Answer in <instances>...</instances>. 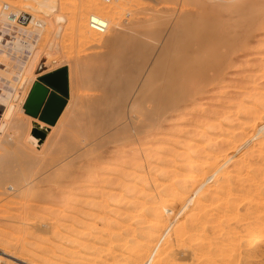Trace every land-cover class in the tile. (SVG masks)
I'll return each instance as SVG.
<instances>
[{"label": "rangeland", "instance_id": "obj_1", "mask_svg": "<svg viewBox=\"0 0 264 264\" xmlns=\"http://www.w3.org/2000/svg\"><path fill=\"white\" fill-rule=\"evenodd\" d=\"M41 1L46 4H48V2H54L58 5L59 0H0V7L4 4H8L15 7V9L20 12L23 11L34 16L37 20H45L44 22L49 21L46 25L48 33L53 30L52 33L50 32L51 34H49L48 37L44 35V39L37 42L33 53L34 56L25 69L27 75L24 74L22 77L24 80L18 81L16 75L17 69L22 65V62L25 60V56H28V53L21 54L19 51L11 53L10 55L12 56H10L0 52V96L5 94L2 90L10 92L12 94L10 104L13 106L12 108H14V110H12L10 107L4 108L0 106V264H115L114 262L112 263V260H110L111 257L106 251L107 247L104 248L107 243L106 237L108 238L111 233V231L108 232L109 229L105 225L107 223H112L115 226L116 224L117 232L122 233L124 226L121 221L122 219H116L114 215H122L125 211L124 207L126 205L123 206V204H119V208L117 209L118 211L111 210V206L110 213L108 212L109 210H107L103 215L105 217L109 213L108 216H106V218L102 217V219L100 217L102 216V213L98 212V210L96 212V209L93 210V207L87 204L89 201H95L97 203L100 202L99 199L98 202V200H95L94 197L93 201L90 199L88 200V194L90 193H97L96 195L98 196V190L99 192H102V190L103 192L105 190L107 192L110 191L111 194L112 192H115L114 187H112V189H114L113 191L111 187H109L112 186L110 185V181L112 180L113 174H111V169L107 166H110L109 164L114 162L118 163L120 158L123 156L122 159L124 158L126 161L128 160L127 162L131 159L132 161H137L140 166H143L144 168L147 167L148 169L146 168L147 173L145 178L148 183L145 182V184L146 186H149L147 188L148 190L144 191L146 187L144 188V185H142L143 182L139 180V177L138 180L140 183L138 184L135 182L138 184H135L138 192L136 193L135 191V194L138 195L136 199L134 198V203L138 204L139 201H142L141 203H143V200L145 199V202L148 198H150V200L151 198H155L154 202H158L161 198V192L164 190L163 188L170 183L168 180L169 176H167V174L164 175L167 170H170L169 172L167 171L168 175H170L169 173L172 174L170 177H173V175L174 177H178H171V182L178 180L179 177L181 178L182 176L183 181L182 179L179 180L182 181L180 185L184 184V187L185 185L191 187V185L196 181L198 183L199 177L198 173H194L193 175H189V173H187L192 166L190 163H183L184 158H188L189 156L191 157L189 158V161L192 160V163L194 161L198 164L197 162L200 163L203 159L205 160L207 158H205V154H207V152L209 154L211 148L214 151V148L217 149L218 144L227 143L229 141L228 137L231 135H235L236 137L238 136L237 139L241 137L239 141H235L234 144L236 147L233 148V146L230 150L228 149L227 151H223L222 147L224 148V146H222L219 147L218 150L221 149L220 154L222 152L225 154L230 152L231 155L229 153L228 157L233 156L232 159H227V155L223 153L227 160L224 159L225 156L221 154L220 156L223 155L222 159H217L216 157L214 161L217 164L214 161L213 162L220 170L219 173L224 172L231 178L233 176L236 177L235 179L234 177L232 178V181L234 180V184L231 183L233 184V189H235V199L238 198L235 213L231 219L227 220L225 227L220 230L214 229L215 233H213L212 230L210 232L209 228L207 229L209 232L207 231L206 234H209H207L209 240L205 239L206 241L203 240L205 243L203 241L201 242L202 244H206L209 241L210 247L204 248L205 250L203 249V254L201 249L199 250L197 248V250L196 247H194L197 243L195 242L196 237L194 234L197 235L196 241H198V236L202 233L199 234L198 232H194L193 234V232H191V235L195 237L194 239L193 237H190L193 241H190V238H188L189 244L188 241L185 240L182 244V248H180L181 244H178V246L176 245L177 242L174 240L175 235H173V231L170 232L172 233V236H169V238H171L170 243L173 242L172 248L174 249V253H172L171 258H175L172 264H264V243L261 245V248L259 247L260 250H257V253L251 254L250 249H246V245L242 242L241 245L236 241L239 236L243 234H240V231L247 229H249L248 231H252L253 228L256 229L258 227L259 216L264 214V159L261 158V154L257 150V148H259L257 144H259L260 141L257 138L255 139V135L253 136V129L250 128L251 130H247V128L242 127L248 114L247 119L254 116L252 113H247V115L245 114L246 117H242V111L244 109H249V106H251L249 100L252 102L254 100H252V98H255L258 101L260 100L264 106V0H112L110 3H106L104 0H60L63 6H61L62 10H58L62 12L60 13L57 11L54 15L49 17L45 16L36 4V2ZM243 5L251 7H247L249 9L246 8L247 10L245 9L241 11ZM11 10H14V8ZM55 16H61L65 22L56 24L54 19ZM90 16L102 17L108 22V29L104 34H95L88 28L87 21ZM245 21L249 24H246ZM1 22L5 23V28H10L4 19H0V23ZM241 23L243 25H241ZM32 27L33 26L30 25L24 28L27 31H31L33 29ZM15 31L16 30L13 28H10L9 31L4 32V34L10 35ZM217 33L219 34L216 35ZM244 33L246 34L243 36ZM220 35L223 37L221 38ZM207 36L208 39H211L209 44H211L210 46L213 48H200L195 51L196 54L195 52L192 54V58L198 60L196 55L197 57H200L199 60H202L203 57L204 59L205 57L211 58L213 54L211 53V50L215 54L216 52L214 50L216 48V50H220L221 48L223 49L225 45L227 48L225 46L224 49H230L229 52H231V54L233 53L229 56V64H226V68L225 65L223 66L225 70L218 77L217 80L220 79L219 81L215 79L216 81L213 82V85H209V87L203 86L201 90L198 89L199 92L197 90V92L193 94L192 101H178V103H176L177 106L175 105L176 110L169 113L170 115L168 114V116L164 118L166 120L163 119V122H159L161 124L154 123L150 125L148 134L145 136L146 140L142 139L144 138L142 136L137 137L133 135L134 137L131 136V138L127 136V138L120 142V144H118V142L113 144L106 142L103 144L102 148L97 150L95 156V150H92L93 153L90 151V153H86L87 155L84 154V156H88V158L83 157V163L79 164V162H81L79 160H76L74 164L69 163L75 153L78 152V149L82 148V144L83 147L87 144V142H85L86 137H82L80 135V138L82 137L83 139L79 140V135L75 132L74 136H76L79 141L78 144H75V147L78 146V148L70 151L72 146L69 145L68 138L65 137L67 134V131H65L67 129L66 122L68 121L69 116H76L77 114L87 112V110H84L87 105L88 106L86 108L88 109L89 107L92 110L93 108L91 107L93 106L92 101H94V98H99V95L103 96L100 84L91 79L84 78L86 76L83 71L86 67H93L95 64L96 67L97 63L99 64L98 66H100L101 62V64L108 65V68L103 65V71L105 68L108 71L110 67H113L110 68V70L112 69V72H114V67L115 69H118V65L123 60V57H121L122 59L119 56L117 57L118 47L122 44H127V42L128 44L130 42L129 45L133 46V44L138 41L144 44L145 50L147 51H143L142 58L145 53L148 55V59H146L147 55L145 56L146 58H143L145 61H143V64H145L143 67L144 73L145 71L147 72L148 69L150 70V66L152 69H154L155 66H181L180 60L183 58L184 52L188 50L185 45L188 46L191 43H196L199 39L204 37L207 38ZM237 37L241 39L235 41ZM133 38L136 39L134 40ZM132 40L135 42H132ZM142 40H146V42H142ZM224 40L228 45L225 44L226 42ZM240 40L243 41L241 42ZM35 41H37V39ZM229 42L231 43L229 44ZM145 43L148 44L146 45ZM3 44H5V42L1 43V45ZM147 47L148 49H146ZM1 49L8 51V53L10 52V47H3ZM209 51L210 54H208ZM214 54L213 56H215ZM14 57H18L21 60H13ZM142 58L140 57L141 60ZM107 60L109 64H107ZM111 64L114 66L109 67ZM181 68H183V65ZM59 70L66 71L67 95L59 94L51 87H49L51 90L49 93H55L65 100L66 104L64 108L69 105V111L67 113L69 114L70 112V114H66V117H63L64 119L61 118L64 111L63 108V111L55 124L50 125L42 122L39 118H33L27 115L24 106L32 87L37 83L48 87L42 81V78ZM143 72L141 71V75L137 78V81L134 82L135 87L134 83L131 84V87H134V89L131 88L133 91L138 89L140 85L139 83H141L140 78L144 74ZM182 73L188 75L187 72ZM32 76L34 78H32ZM137 83L138 85H136ZM110 86L111 85H109V88ZM151 105L153 106V102ZM151 105L150 108H152ZM241 106L244 109H242ZM17 110L21 112L19 113ZM107 111L109 112V109H106V112ZM132 111L135 112L134 109ZM13 114H15V116ZM250 114H252V116ZM129 115L131 116V114ZM127 121V126H129L128 124H132L129 120ZM136 121H138L139 124L140 121H142L141 117L138 116V120ZM35 124L43 126L44 129L43 133L39 136L40 143L37 147L29 143L31 133L36 131ZM132 126L134 127V124H132ZM115 127L116 126L107 128V130L110 129L111 131L112 128L115 129ZM260 128L262 127H259L257 130L261 133L262 129ZM103 129L101 128V133L98 136L99 138L105 140V138H107L106 135L108 136L109 133L106 131V127L104 131H102ZM244 129L245 131L242 132L241 130ZM251 134L252 139L250 138ZM206 138L211 140V142H208L207 139V142L208 144L212 143V145L204 144L206 143ZM60 139H64L65 141ZM213 144L217 146L215 147ZM237 146L238 148H241L238 149ZM123 147L127 148L123 149ZM120 150L123 154L117 153ZM234 150L236 153L238 152L236 157L234 156ZM125 151L127 153H124ZM144 151L145 153H143ZM98 152L99 155H102L101 159L98 162H90L88 167L83 166L81 169L80 166H82L86 160H91L93 157H96ZM182 152H185V155L187 153L188 156L183 155L184 158H182L183 156H181V158L177 156L180 153L183 154ZM88 154H93V157L91 156L92 158L89 159L90 155ZM208 154L206 156H208ZM118 155L120 157H118ZM258 155L260 157H257ZM146 156L149 161L144 159ZM177 158L182 161H178ZM116 159L117 161H114ZM124 159L120 162L125 161ZM167 159L168 162L171 160L169 167H167ZM259 160H261L263 164L262 171H260V173L263 174V178H261L262 180L260 179L261 181H258L259 186L256 181V187L255 185H253V187L252 184H254L255 181H251L253 183L249 182V184L247 182H243V180L238 178L239 176L237 175L242 173V177L248 176V172L252 173V171H250L252 166L253 169L257 170L255 163L257 162V164L262 165ZM87 162L88 161H86V163ZM242 162L245 163V168L244 165L241 164ZM102 163H104L103 166ZM173 163L176 166H173ZM178 163H181V165ZM133 164L136 165V162H133ZM163 164H166V166ZM184 164L187 165L188 169H186ZM105 166L108 168L107 171L108 174L110 173L109 175H106L107 171L104 170L106 169ZM112 166L113 165H111V167ZM165 167L166 171L164 172ZM238 167H241V169ZM113 168L115 169L117 167L113 166L112 169ZM118 170L121 169L119 168ZM161 171L163 172V175L162 173L160 174ZM257 171L255 172V170H253L255 173H257ZM123 172L125 171L123 170ZM174 172L176 174H174ZM207 172V175L203 178L205 179L206 177V180H204L206 184H209L213 177L216 181L218 179L217 182L219 183L226 179L219 173L211 175L210 171ZM78 173L82 174V178L83 175L86 174L85 179L81 178V180L77 179V181L75 178L74 186L76 187H72L73 179H70V177L75 175L78 177ZM100 173L104 175H100ZM130 173L134 176L135 172ZM140 175L141 174L138 172L135 173V176L137 177ZM110 176H112L111 179H109ZM105 179L108 180V186ZM98 181L105 182L99 183ZM65 182H70L71 185L69 183V186L65 185ZM76 184H79L78 186L80 187ZM97 185L101 188L103 186V189L98 188ZM196 186L197 184L194 185L193 188L195 189ZM141 187H143L144 190H141ZM260 188H263L262 192ZM66 189L70 190V195H67L68 191ZM192 189L190 191V195L186 192L185 195L190 197L193 191ZM242 189L243 194H240L242 195L240 196L239 193H242L240 192ZM258 189L260 191H258ZM254 190H257L259 195H257ZM145 192L148 193V195H146ZM145 195L146 198H143ZM206 195L207 194H205V196ZM158 197L160 198L158 199ZM256 197L260 199L259 202ZM95 198L97 199V197ZM250 199L257 200L258 204H253V207L255 206V208L252 210V206L249 209V205H247V202ZM174 203L176 205V202ZM175 207H177V205ZM177 209L173 213L165 211L162 214V220H165L164 224L169 222V217L175 216L173 214L179 212ZM76 210H78V213L81 212L80 216L76 213ZM90 210H93V212L91 211L90 213ZM213 210L212 214H218L217 210ZM250 210L252 211L250 212L251 214L248 213ZM54 211L57 212L54 213ZM83 211L86 214L84 213V215H82ZM59 212L60 216L64 215L62 218L59 216ZM61 213L65 214L62 215ZM87 213H90L91 215L93 214V216L91 217V215H88ZM257 214L258 218L256 216ZM73 215H75L76 218ZM95 215L96 217L94 220ZM147 217L149 220L151 216ZM62 220L67 224L64 222V225L62 226ZM74 221L75 223H73ZM78 223H80L81 228ZM86 226L87 228H85ZM100 227L103 229L101 230ZM66 229L68 230L66 231ZM81 230L82 232H80ZM161 231L162 230H160V232ZM212 233L213 236L211 235ZM97 236H99L100 239L99 237L97 238ZM72 238H74V240ZM234 238H236V240H234ZM75 239H80V241L81 239L82 241L86 240L85 246H87L88 249H83V242L81 241V243H79ZM97 239L99 241H97ZM222 239H225V241H221ZM88 241L89 246L87 244ZM91 242L94 245L99 246H95L93 249L90 245ZM77 244L78 246L80 244L82 245L78 248ZM101 244L104 246L102 247ZM192 244L194 245L193 247ZM234 246L237 247L234 248ZM97 248H99L100 251L102 250L103 253L106 251L105 254H103L102 251L97 254L90 253V249L93 251L97 250ZM119 248L120 245L117 248L118 251L115 250L117 251L116 255L118 256L121 253ZM234 249L238 254L235 253ZM167 252L170 253L168 249ZM249 255L250 258L248 259ZM120 262L121 261L119 260L118 263L120 264Z\"/></svg>", "mask_w": 264, "mask_h": 264}, {"label": "bare ground", "instance_id": "obj_2", "mask_svg": "<svg viewBox=\"0 0 264 264\" xmlns=\"http://www.w3.org/2000/svg\"><path fill=\"white\" fill-rule=\"evenodd\" d=\"M36 4L38 5V7L41 9V11L47 17L54 15V13L57 12V11H59L60 13L62 12L60 10H62L61 6H63V4L61 3L60 0L58 1V5H56V3H54V2L53 3L52 2H50V3L48 2V4H46L45 2H42V1L41 2H36ZM4 5H7L11 9L14 8L15 12H20V11L16 10L15 7H12V6L8 5V4H4ZM2 7H0V19H4L5 22H7L6 21V15H5ZM247 7H251V6L243 5L242 8L240 7L241 11L245 10ZM58 9H60V10H58ZM247 9H249V8H247ZM63 14H61V15H63ZM54 19H55V23L56 24L61 23V22L62 23L65 22L64 19L61 16H55ZM36 21H37V23H39V26H33L32 25L33 29L31 28L32 29L31 31L25 30L24 27L23 28H17L16 31L13 34L11 33L9 35L10 39L8 40V42H6L3 45H1V43L5 42L4 36H6V34H4V32L9 31V29L13 28V26H11L7 22L8 26L10 27L8 29V28H5V26H4L5 23H2V22L0 23V34H2V35H0V52L5 53V55H10L11 53H16V52H19V51H20L21 54L28 53V56H25V60H23L22 65L18 69L16 68L17 69L16 77H17L18 81L24 80V79H22V77H23L24 74H26L25 69L28 66L29 62L31 61L32 57L34 56L33 53L35 51V46L37 45V42L39 40H41V39H44L43 38L44 35H46L48 37V35L51 34L52 31H53V30H51L50 31L51 33L50 32L48 33V29H47L46 25H47V22H49V21L44 22L45 20L43 21V20H37V19H36ZM242 23H241V25L244 24V23L243 24ZM245 23L249 24L246 21H245ZM87 24H88V21H87ZM241 25H239V26H241ZM246 26H248V25H246ZM106 27L108 29V22L107 21H106ZM249 27H250V25H249ZM242 28H243V26H242ZM107 29L102 34H104L107 31ZM246 33H244L243 36ZM95 34H98V33H95ZM218 34L219 33H217L216 35H218ZM230 34H231V32H230ZM98 35H101V34H98ZM235 35H237V34H235ZM220 37H221V35H220ZM209 38H210V36H209ZM36 39H37V41H35ZM140 39H141V37H140ZM218 39H216V40H218ZM238 39H241V38L237 37V39H235V41L238 40ZM134 40H132V42H135ZM210 40L211 39H208V36H207V38L204 37V38L199 39L196 43H191L188 46L185 45L186 49L188 48V50L184 52L183 58L180 60L181 66L183 65V68H181V66H178V65H176V66H174V65L173 66H171V65L167 66L166 65V66H161V67L155 66L154 69H152L151 66H150V70L148 69L149 71L147 70V72L145 71V73H144L143 72V67H144L145 64H143V63L145 61L143 60V58H146L145 56L147 54L145 53V55L142 58V54H143V51L145 50V46H144L143 43H140L139 41L135 42V44H133V46L129 45L130 42H129V44L127 42V44H122L121 46L118 47L117 57L118 56L120 58L123 57V60L122 61L120 60L121 63L118 65V69H115V67H114V69H115V70L113 69L114 72H112V69L110 70V68H113V67H110V66H114V65H112L113 63L111 65H109L110 68H109L108 71L106 69V68H108V65L101 64V62H100V66H98L99 64L97 63L96 67H95L96 64L95 65L93 64L94 65L93 67H90V66H89V68L86 67V69L83 71V73H84V75L86 77H84V76H82V77H84L85 79L86 78L87 79H91V80L95 81L96 83L100 84L101 85V89H102L101 92H103V96L99 95V98L98 97L96 99L94 98V101H92L93 106L92 107L90 106L91 108H93L92 110L89 107L87 109L86 108L88 106L87 105L85 107L86 109L84 108V110H87V112L82 113V114L81 113L77 114L76 116H74L72 114H71L72 115L71 117L69 116V119L66 122L67 123V125H66L67 129L65 131H67V134L65 135V137L68 138L69 145L72 146L70 151L76 150L75 148H78V146L75 147V144L79 143V141L77 140V137L74 136L75 132H76V134L78 133L79 140L83 139L82 137L84 136V137H86L85 142H87V144L84 147H83V144H82V148L78 149V152L75 153V155L72 157V160L69 163L70 164H74L76 160L81 161V162H79V164L83 163V159L84 158H88V156L86 157V156H84V154L90 153V151L95 150L94 151V156H95L97 150L102 148L103 144L106 143V142H108V143L110 142V144L118 142V144H120V142L124 141L127 138V136L131 138V136H133V135L137 136V137L138 136H142V137H144L142 139H145V136H147V134H148V129L150 128V125H152L154 123L156 124V123H159V122H163L162 120L164 118H166L169 113H171V112L176 110V106H177L176 103H178V101L179 102L192 101V96H193V94H195V92H197L198 89L201 90L203 86L204 87H209V85H213V82L216 81L218 79V77L224 72V70L226 68V64L227 63L229 64V62H228L229 58H230L229 56H231L233 53L231 54V52H229L230 49H228V50L224 49V47L226 46L225 44H227V42L224 40L226 43L224 42L225 46L223 47V49L219 48L220 50H216L217 48L215 49V47H214V49H215L214 51L216 52L215 54L211 50V53H213L215 56H213V54H212V56L210 55L211 58L205 57V59H204V57H203V59L201 57L202 60H199L200 57H197V55H196V58H198V60L192 58V54L195 51H197L198 49H200V48L201 49L202 48L205 49V47L210 49V47H211L210 46L211 44H209ZM144 41L146 42V40H144ZM144 41L142 40V42H144ZM230 43L231 42H229V44ZM221 46H222V44H221ZM3 47H10V49H9L10 52L8 53V51L2 50L1 48H3ZM211 48H213V47H211ZM226 48H227V46H226ZM146 49H148V47ZM145 52H147V51L145 50ZM148 52H149V50H148ZM207 52H208V50H207ZM195 54H196V52H195ZM208 54H210V51H209ZM10 56H12V55H10ZM140 57L142 58V60L140 59ZM146 59H148V55H147ZM13 60H21V59H19L18 57H14ZM107 62H108V60H107ZM107 62H105V63H107ZM107 64H109V62ZM103 65H104V67L106 66L104 71H103V69H104ZM224 65H225V68H223ZM141 71L144 73L141 76V78H140L141 79V83H139L140 85H139L138 89L133 91V89L135 87V83L134 82L137 81V78L141 75ZM182 72H187V74L190 75L191 78H190V76L185 75ZM175 73H177V74H175ZM32 78H34V77L32 76ZM28 79H29V77H28ZM219 80H217V81H219ZM133 83H134V87H131V84H133ZM95 85H97V84H95ZM109 85H111L110 88H109ZM136 85H138V83ZM10 87H11V85H10ZM14 87H16V86H14ZM131 88H133V89H131ZM88 89H89V87H88ZM2 91H4L5 94L0 96V106H2L4 108L5 107H10L12 110H14V108H12L13 106H11V104H10L11 103L12 94L10 92H7L6 90H2ZM198 92H199V90H198ZM252 100H253L252 102H250V100H249V103H251V106H249L250 107L249 109H244L241 106V108L244 109L242 111V113H243L242 117L243 118L246 117L247 113H252L254 116H252V114H250L252 116V118L249 117L250 119H247V117L249 115L248 114L246 119L244 120L243 126L242 125L241 126L244 127V128H247V130H249L250 128L253 129L252 130V131H254L252 133L253 136L255 135L254 136L255 139L257 138L260 141L259 144H257L259 146V148H257V150L261 154V158L264 159V106H263V103H261L260 100L258 101L255 98H252ZM89 102H91V101H89ZM152 102H153V106L151 105ZM150 105L152 106V108H150ZM68 106L66 108H64V111L62 113V117L61 118L66 117V114H68L67 113L69 111ZM16 107H17V105H16ZM106 109L107 110L109 109V112L108 111L106 112ZM133 109L135 110V112L132 111ZM15 113H17V112H15ZM69 114H70V112H69ZM129 114H131L132 117ZM137 114H138L139 117H141V120H142V121H140L139 124H138V121H136V120H138ZM13 115L15 116V114H13ZM141 115H143V116H141ZM12 116H11V118H12ZM127 120H129L132 124H134V127L132 126V124H128L129 126H127V123H126ZM164 120H166V119H164ZM255 120L257 121V123H256ZM258 122H259V124H258ZM159 124H161V123H159ZM257 124H258V126H257ZM35 126H36V131L34 133H31V136L29 138V143L31 145L37 147L39 145V143H40L39 136L43 133L44 129H43V126H39L37 124H35ZM113 126H116L115 129L112 128L111 131H110V129L107 130V128H110V127H113ZM103 127H104V129L106 127V131H108V133H109L108 136L106 135L107 138H105V140L99 138V136H98L101 133L100 132L101 128L103 129ZM259 127H262V128H260V129H262L261 133H260L259 130H257V129H259ZM104 129L102 131H104ZM240 129H242V128H240ZM241 131L244 132L245 129L241 130ZM259 133H260V136H259ZM252 134L250 136L251 139H252ZM80 135L82 136L81 138H80ZM219 136H220V134H219ZM237 137L235 135L234 136L231 135V136L228 137L229 141L227 140L228 141L227 143L226 142L222 143L223 145L222 144H220V145L218 144L217 149L214 148V151L211 148L209 154L206 151L208 156H206L207 154H205V158L206 157L207 158L205 160L203 159L202 160L203 162L202 161L200 163L197 162L198 164H196V162H194V161L192 163V160L189 161L190 160L189 158H191V157H189L187 155V153H186V155L188 156V158H186V157L184 158L183 155H185L184 154L185 152L184 153L182 152L183 154L180 153L181 155L180 154L177 155L180 158H181V156H183L182 157V158H184L183 163L184 162H186V164L190 163V165L192 167L189 169V171L187 173H189V175L190 174L193 175L194 173H198V177H199V181L200 182L198 181V183H197V181H196L195 183H193L191 185V187L193 188V186L197 184L195 189L194 188L192 189L190 186L188 187L187 185H185V187H184V184L180 185L181 182L183 181V177L182 176H181V178L179 177L178 180H175V181L171 182L172 181L171 180L172 176L170 177V175H172V174L169 173L170 175H168L167 171L169 172L170 170L166 171V167H165L164 172L165 171L166 172L164 173V175L167 174V176H169L168 180H169L170 183L165 188H163L164 190L161 192L162 193L161 194V198L158 197V199L160 198V200L158 202L157 201L154 202L155 198L153 197L154 199L151 198V200H150V198H148V200L145 201V202H144V200H145L144 199L143 203H141L142 201L141 202L139 201L140 204H139V202H138V204L134 203L135 202L134 198L136 199V197L138 195V194L137 195L135 194V191H136V193H138L137 190H136L137 186H135V184L138 185L140 183V181L143 182L142 185H144V188L145 187L146 188L144 190L143 187H141L142 188L141 190H144V191L148 190L147 188L149 187V186H146V184H145V182L147 181L146 178H145L146 177V173H147L146 165H145L146 168H144L143 166H140V164L137 161H132L130 159V161L132 162V164H131L130 161L127 162L128 160L126 161L124 158L123 159L125 161L120 162L121 160H123L122 159L123 156H122L118 163L114 162L112 164H109L110 166H107V167H109V169H111V174H113L112 175L113 177L110 176V178H109V179H111V177H112V180L110 181V185H112V186H109V187H111V189H112V187H114L115 190L112 189V191L114 190L115 192L114 193L112 192V194H111L110 191H108L109 193L106 190H105L106 192L105 191L103 192V190H102V192H99V190L97 189L99 195L97 196L96 195L97 193H95V194H93V193L91 194L90 193V194H88V197H89L88 200L90 199L91 201H93V197H94L95 200L99 199L100 202H99V200H98L99 203H97L95 201H93V202L89 201V203H87V204H89L91 207H93L92 208L93 210L96 209V212H97V210H98V212H101L102 213V216H100L101 218L102 217L106 218V216H108V214L110 213V207L111 206H112L111 210H117L119 208L118 207L119 204H123V206L126 205L124 207L125 211L122 213V215H118V214L114 215L113 214L116 219H118V218L122 219L121 221L123 222V225H124L122 233L121 232L120 233L117 232L116 224H115V226L112 223H107L106 225L104 224L106 227H108V229H109L108 232L111 231V233H110L108 238L106 237V239H107L106 240L107 243L105 242L106 246H104L102 244L101 245H102V247L104 246V248L107 247V250L106 249L105 250L110 255V257H111L110 260H112V263L114 262L115 264H117L118 261L120 260L121 261L120 264L121 263H123V264H172L173 260H175V258L174 259L171 258L172 253H174L173 252L174 249L172 248L173 247L172 246L173 242L171 241L172 243H170L171 238H169V236L172 233H174L173 235L176 236V237L174 236V238H175L174 240H175V242H177V244L175 242L174 243L177 246H178V244H181L180 248H182V244L185 242V240L188 241V244H189V240L193 241V239L195 237L197 238V235L194 234V232H198L199 234L202 233L200 236H198V241L201 242V241H203L205 239L209 240V238H208L209 234L208 233H207L208 235L206 234V232L208 231L207 230L208 228L210 229V232L212 230L213 233H215L214 229L215 230L216 229L220 230L221 228L225 227V223H227V220L231 219V217H233V215L235 213V208H236V204H237V200H238V198L235 199V193H234L235 189H233V187H232V185L234 184V182H233L234 180L232 181V178L234 177V179H235L236 177L233 176L231 178L227 174H225L224 172L223 173H219L220 170L214 164V162H215L214 159H216V157H217V159L218 158L222 159L223 155L225 154L224 152H222L221 154H223V153L224 154L222 156H220L221 155L220 154V152H221L220 150L221 149L218 150L219 147L224 146V148L222 147L223 151L224 150L227 151L228 149L230 150L231 147H233V146H234L233 148H235L236 147L235 144H234L235 141L237 142V141H239L241 139V137H239L238 139H237ZM254 137H253V139H254ZM207 139L208 138H206V140H205L206 143H204V144H206V145H210L211 144L212 145V143L208 144V142H211V140L208 139V142H207ZM60 140H62V139H60ZM129 146H130V144H129ZM143 146H144V144H143ZM214 146L216 147L217 145H214ZM124 148L125 147H123V149ZM237 148H238V146H237ZM240 148L241 147H239L238 149H240ZM117 149H118V147H117ZM120 149H122V148H120ZM145 150L147 151L146 148H145ZM235 150H234V152H235ZM120 151L117 152V153L123 154V152L122 151L120 152ZM92 153H93V151H92ZM124 153H127V152L125 151ZM143 153H145V151ZM229 153L225 154V155H227V159H232L233 156H229L228 157ZM232 153H233V151H232ZM190 154H192V153H190ZM237 154H238V152L237 153L235 152L234 156L236 157ZM88 155H90L89 159H91L93 157V154L92 155L88 154ZM230 155H231V153H230ZM131 156H132V154H131ZM101 157H102V155H99V152H98L96 157H93V159H91V160H86V161H88L87 163L85 161L82 166H80V165L79 166L81 167V169H82L83 166L88 167L90 162H98L101 159ZM118 157H120V156L118 155ZM135 157H136V154H135ZM257 157H260V156L258 155ZM148 158H149V156H148ZM144 159L146 160L147 156H146V158L144 157ZM177 159H178V161H180L179 158H177ZM224 159H226V156H225ZM147 160L149 161V159H147ZM114 161H117V159L114 160ZM170 161L171 160H169V162H168V159H167L166 163L169 164V165L167 164V167L170 166ZM239 161H240V159H239ZM259 161H261V160H259ZM103 162H105V161H103ZM133 162L134 163L136 162V165H134ZM224 162H225V160H224ZM244 162H242L241 164H243L244 168H245V163ZM103 164L104 163H102V166H103ZM176 164H177V162H176ZM178 164L181 165V163H178ZM186 164H184V165L186 166V169H188ZM256 164H257V162L255 163V166H256L258 171L256 169H253V166L251 167V165H254V164H251L250 167L252 169H250V171H252V173L248 172V176H245V177H242V173H239L237 175V176H239L238 178H241L243 180V182L253 183L251 181H255L254 184H252V186L255 185V187H256V184H257L256 181L258 182L261 178H263V174L260 173V171H262V167H263L262 161L260 163L262 165L257 164L258 165L257 166ZM111 165H113L114 167H117V168H115V169L113 168L112 169L113 166L111 167ZM163 165L166 166V164H163ZM174 165L175 164L173 163V166ZM222 165H223V161H222ZM243 165H242V167H243ZM107 167L104 170L107 171V169H108ZM119 168L121 170H118ZM160 168H161V166H160ZM238 168L241 169V167H238ZM248 168H249V166H248ZM95 169H96V166H95ZM89 170H91V169H89ZM123 170L125 172H123ZM176 170H178V169H176ZM253 170H255V172L257 171V173L253 172ZM207 171H210L211 175L214 174V173L215 174L219 173V174L223 175L224 178H226V179L219 183V182H217L218 179L216 181V179L212 176L213 177L212 181L210 180L211 182L210 183L208 182L209 184H206V182L204 181V180H206V177H205V179H203V178H204V176L207 175L206 174ZM81 172H82V170H81ZM130 172H132V173L138 172L142 176L140 175V176L137 177V176H135V173H134V176H133V174H131ZM161 173L163 175L162 171L160 172V174ZM107 174H108V171H107L106 175ZM174 174H176V173L174 172ZM182 174H180V175H182ZM81 175L82 174L78 173V177L79 178L76 177V175L70 177V179L71 178L73 179L72 180L73 181L72 187L74 186L75 178H76V180L77 179L81 180V178H82ZM100 175H104V174L100 173ZM137 175H139V174H137ZM85 176H86V174L83 175L84 179H85ZM135 177H136L137 180L135 179ZM173 177H174V175H173ZM175 177L178 178L177 176H175ZM187 177H188V175H187ZM215 177H217V176H215ZM67 178H68V176H67ZM138 178H139L140 181L138 180ZM181 179H182V181H179ZM189 179H190V176H189ZM98 182H97V184L99 185V183H104L105 181H103V182L100 181L99 183ZM135 182H137L138 184L135 183ZM186 182H188V181H186ZM237 182H238V179H237ZM240 182H239V184H240ZM65 183H66L65 185H68V183L70 184V182H65ZM106 183H108V180H106ZM146 183H148V182H146ZM231 183H233V184H231ZM98 185H97V187L101 188ZM108 185H109V183L107 184V186ZM248 186H250V185H248ZM258 186H259V182H258ZM74 187H76V186H74ZM78 187H80V186H78ZM101 189H103V186H102ZM191 189L193 190L192 191L193 194L191 193L190 197L186 196L185 195L186 193L187 194L189 193L188 195H190ZM262 189L260 188L261 192H262ZM185 190H189V191H185ZM260 190L258 189V191H260ZM67 191H68L67 195H70L69 194L70 190H67ZM258 191L257 190L255 191V193L257 195H259ZM240 192H242V193L238 192L239 195L243 194V189L240 190ZM249 193H250V191H249ZM205 194H207V195L205 196ZM134 195H135V197H134ZM140 195H141V193H140ZM146 195H148V193H146ZM146 195L143 198H146ZM240 196H242V195H240ZM91 197H92V199H91ZM95 197H97V199ZM132 200H133V202H132ZM257 200H258V202L260 201L259 198H257ZM257 200H252V199L248 200V202H247L248 204L247 205H249V209H250L251 206H252L251 210L255 208V206L253 207V204H257ZM255 201H256V203H255ZM172 202H173L174 205L172 204ZM174 202H176L177 207H175L176 205H175ZM65 205H67V204H65ZM69 209H70V207H69ZM176 209L179 212L176 213V214H173L175 216L169 217V222H166L164 224L165 220H162V217H161L162 214L165 211L169 212V213H173V212H175ZM213 209L217 210L219 215L217 213L212 214V210ZM73 210H75V209H73ZM93 210H90V213H91V211L93 212ZM107 210H109L108 211L109 213L104 217L103 215L105 214V212ZM251 210L248 213L252 212ZM79 211H80V209H79ZM81 211H82V209H81ZM56 212L57 211H54V213H56ZM74 213H75V211H74ZM76 213L79 216L81 215V212L78 213V210H76ZM76 213H75V215H76ZM84 213L85 212L83 211L82 215H84ZM90 213H87V214L89 215ZM61 214L63 215L65 213H61ZM250 214H249V216H250ZM75 215H73V216L75 217ZM170 215H172V214H170ZM261 215L259 216V218H258V214L256 215L257 218L259 219L258 220L259 221L258 222V227L256 229L253 228L252 231H248L249 229L240 231V234H242V233L243 234L241 236H239V238L237 240H236V238H234V240L239 242L241 245H242V243L244 245H246V249L249 248L250 251H251V254L252 253L253 254L257 253V250L258 251L260 250L259 247L261 248L262 247L261 245L264 243V214L262 216ZM59 216H60V212H59ZM63 216H60V217L62 218ZM92 216H93V214L91 215V217ZM147 216H151L149 218V220H148ZM57 217H58V213H57ZM74 217H73V220H74ZM95 217H96V215L94 216V220H95ZM61 218H60V220H61ZM69 218H71V217H69ZM78 218H80V217H78ZM71 219H70V221H71ZM82 219H83V216H82ZM105 221H106V219H105ZM64 222L65 221H63V224L61 222H59V223H61V225L63 226ZM80 222H82V221H80ZM117 222H118V220H117ZM73 223H75V221ZM78 224L80 225V223H78ZM210 224H211V226H210ZM80 228H81V225H80ZM85 228H87V226ZM102 229L103 228H101V230ZM67 230L68 229H66V231ZM118 230H119V228H118ZM160 230H162V231L160 232ZM72 232H70V233H72ZM80 232H82V230ZM170 232H172V233H170ZM191 232H193L195 237H193V235H191ZM99 233H97V234H99ZM213 233L211 234L212 236H213ZM228 233H229V231H228ZM77 234H78V232H77ZM188 235H190V236H188ZM76 236H78V235H76ZM98 237L99 236H97V238ZM190 237L191 238L193 237V239H191ZM103 238H105V237H103ZM188 238H190V239L188 240ZM196 238H195V242H197V243L195 244L193 242L195 244V246L192 244V247L194 246V247H196V249L197 248L199 250L201 249L202 250V254H203V249L207 248V247H210L209 246L210 242L208 241L206 244H204L205 242L203 241L204 243L202 244V242L200 243V242L196 241L197 240ZM72 239L74 240V238H72ZM99 239H100V237H99ZM75 240H77V242H79V243H81V241H82V239H81V241H80V239L79 240L75 239ZM223 240L225 241V239H222L221 241H223ZM85 241H82L83 242V246H84L83 249H88L87 246H85V244H86ZM97 241H99V240L97 239ZM226 241H227V239H226ZM232 243H233V241H232ZM70 244H71V242H70ZM72 244H74V243H72ZM78 244H77V247L79 248V246L82 245V244H80L79 246H78ZM87 244L89 246V241L87 242ZM90 245L93 247V249H94L95 246H97V245H94L92 242L90 243ZM101 245H100V247H101ZM119 245H120L119 249H120V252L122 254L120 253V255L118 256L116 254H117V251H118L117 248L119 247ZM230 245H232V244H230ZM233 245H234V243H233ZM238 246H239V244H238ZM235 247H237V246H234V248ZM230 248H232V247H230ZM81 249H82V246H81ZM167 249L170 251V253L167 252ZM73 250H74V247H73ZM90 250H91L90 253H95V254H97V253L102 251V250L100 251L99 248H97L98 251L97 250H93L92 251V249H90ZM115 250H117V251H115ZM222 251H223V249H222ZM234 251H235V249H234ZM105 252L103 253V251H102L103 254H105ZM74 253H75V251H74ZM114 253H115V255H114ZM235 253H237V251H235ZM176 254H178V253H176ZM237 254H236V256H237ZM179 255H180V253H179ZM249 258H250V255H249L248 259ZM253 260H254V258H253ZM176 262H178V261H176ZM208 262H209V260H208Z\"/></svg>", "mask_w": 264, "mask_h": 264}, {"label": "water", "instance_id": "obj_3", "mask_svg": "<svg viewBox=\"0 0 264 264\" xmlns=\"http://www.w3.org/2000/svg\"><path fill=\"white\" fill-rule=\"evenodd\" d=\"M48 86L35 84L26 100L24 109L27 115L39 118L42 122L53 125L65 107V100L55 93H49V87L59 94L67 95L66 71L59 70L42 78Z\"/></svg>", "mask_w": 264, "mask_h": 264}, {"label": "built area", "instance_id": "obj_4", "mask_svg": "<svg viewBox=\"0 0 264 264\" xmlns=\"http://www.w3.org/2000/svg\"><path fill=\"white\" fill-rule=\"evenodd\" d=\"M106 3H110L112 0H104ZM6 15V21L13 26V29L28 27L30 25L39 26L36 19L26 12H15L11 10L7 5L2 7ZM37 24V25H36ZM88 27L91 31L102 34L106 29V21L98 16H90L88 19ZM8 38V39H7ZM10 39L9 35L4 36L5 43Z\"/></svg>", "mask_w": 264, "mask_h": 264}, {"label": "crops", "instance_id": "obj_5", "mask_svg": "<svg viewBox=\"0 0 264 264\" xmlns=\"http://www.w3.org/2000/svg\"><path fill=\"white\" fill-rule=\"evenodd\" d=\"M49 91H51V90L49 89Z\"/></svg>", "mask_w": 264, "mask_h": 264}]
</instances>
